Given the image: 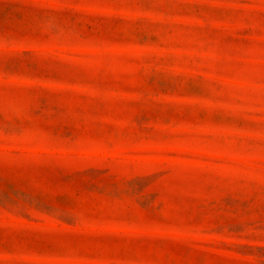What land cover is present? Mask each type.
Listing matches in <instances>:
<instances>
[{
    "label": "rangeland",
    "instance_id": "rangeland-1",
    "mask_svg": "<svg viewBox=\"0 0 264 264\" xmlns=\"http://www.w3.org/2000/svg\"><path fill=\"white\" fill-rule=\"evenodd\" d=\"M0 264H264V0H0Z\"/></svg>",
    "mask_w": 264,
    "mask_h": 264
}]
</instances>
